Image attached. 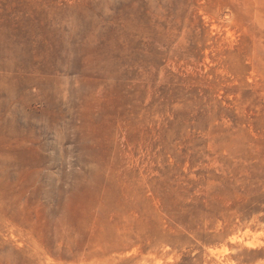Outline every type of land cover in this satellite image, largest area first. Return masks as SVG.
Listing matches in <instances>:
<instances>
[{
	"label": "rangeland",
	"instance_id": "1",
	"mask_svg": "<svg viewBox=\"0 0 264 264\" xmlns=\"http://www.w3.org/2000/svg\"><path fill=\"white\" fill-rule=\"evenodd\" d=\"M0 264H264V0H0Z\"/></svg>",
	"mask_w": 264,
	"mask_h": 264
}]
</instances>
